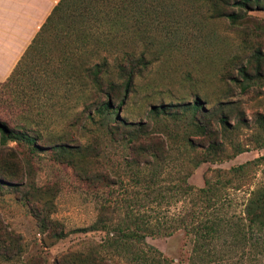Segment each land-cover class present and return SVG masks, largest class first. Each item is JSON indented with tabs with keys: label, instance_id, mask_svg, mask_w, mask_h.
<instances>
[{
	"label": "rangeland",
	"instance_id": "374dc122",
	"mask_svg": "<svg viewBox=\"0 0 264 264\" xmlns=\"http://www.w3.org/2000/svg\"><path fill=\"white\" fill-rule=\"evenodd\" d=\"M164 1L166 6L156 20L128 22V31H118L105 49L92 50V55L86 53L78 62H94L102 56L112 62L123 51L143 55L146 66L128 97L121 105L114 103L117 119L150 125L157 121L159 127L154 128L164 131L171 157L177 156L180 134L188 123H192L188 129L194 141L192 154L205 155L210 140L223 142V160L203 161L192 170L188 183L196 188L217 169L250 162L251 171L240 181L243 189L233 193L222 209V213L240 214L249 191L264 185V7H251L245 22L232 24L226 18H208L205 0ZM243 64L251 74L245 90L232 79ZM18 76L11 84L0 83V120L40 131L43 146L31 150L9 141L0 147V264H56L92 248L101 250L105 231L84 228L94 222L103 204L115 206L116 210L105 211L114 218H121L128 209L152 224L167 226L186 218L191 209L188 197L175 188L179 164L166 166L156 177L160 186L155 188L162 191L161 196L142 193L137 203L134 192L148 187H136L132 181L137 173L133 165L128 166L133 142L108 139L97 116L91 120L78 113L82 109V100L77 99L79 82L75 87L53 85L41 93L45 88L36 91V78ZM196 98L203 106L197 117L210 125L209 135L181 111L158 118L149 113L153 106L178 109ZM215 110L227 115V128L222 129ZM52 144L60 146L53 149ZM232 144L242 151L234 154ZM84 169L88 173L83 174ZM139 169L141 178L150 180L149 165L141 164ZM89 174L100 178L89 180ZM103 182L110 186L103 187ZM57 232L62 235L55 236ZM146 241L170 264H188L192 240L185 229L148 236ZM215 243L224 257L215 264H264L262 248L234 244L227 235ZM129 254L120 251L113 258L132 264Z\"/></svg>",
	"mask_w": 264,
	"mask_h": 264
},
{
	"label": "trees",
	"instance_id": "16d2710c",
	"mask_svg": "<svg viewBox=\"0 0 264 264\" xmlns=\"http://www.w3.org/2000/svg\"><path fill=\"white\" fill-rule=\"evenodd\" d=\"M164 2V0H58L11 74L0 82L2 85H8L14 82L18 75L25 74L31 79H37L36 91L45 88L41 93H47V88H53V85L70 83L75 87L79 82L78 87H81V90L77 99L82 100V109L78 113L86 114L91 120L97 116L103 134L108 139L122 137L127 138L130 143L133 142L130 148L134 155L130 161L126 158L129 168L133 165V169L137 171L132 175V181L136 187L139 185L148 187V190L142 191L138 188L134 192L133 197H136L137 203L142 198V193L148 196L150 193L155 196L162 195V191L155 188L160 186L155 179L166 166L177 163L181 167L175 188L188 197L191 209L186 218L181 220L179 217L173 224L167 226L162 222L152 224L142 214L134 213L131 209L126 210L121 218H114L105 211H114L115 206L103 204L94 222L84 228L86 231H105L106 235L99 244L101 250L92 248L88 252L75 254L71 259L57 261L56 264H120L113 258L120 251L130 252L132 264H170L160 251L147 243L146 238L171 235L179 228L185 229L192 240L188 264H215L224 259L215 243L222 235L230 236L234 244L264 250V185L256 186L249 191L240 214L222 213L231 195L243 189L240 181L251 171L250 162L228 169H217L215 174L205 177L201 187H193L188 183L192 170L203 161L223 160L225 150L223 142L210 140L205 155L192 154L194 141L188 134L192 123H188L187 129L180 134L179 152L177 156L171 157L170 148H167L165 137L163 138L161 134L164 131L154 128L159 127L157 121L150 125L140 121L126 123L117 119L118 106H114V103L118 101V105H121L128 97L135 78L146 66L147 62L143 55L134 56L123 51L112 62L105 56L94 62L88 60L78 62L82 55L86 53V56L92 55V50L105 49L118 31H128L130 28L128 22L156 20L158 13L166 6ZM155 3H160L161 6ZM205 4L208 18H226L232 24H241L247 20L246 12L251 7H264V0H205ZM250 78L247 64L240 65L237 76L232 77L241 90L249 87ZM177 107L180 108L153 106L149 113L153 118H158L170 117L181 111L185 117L192 118L194 122L198 121L200 125L197 128L200 132H205V135L212 133L207 121L199 120L197 117L198 112L203 109L198 98L190 104ZM213 115L217 116L222 129L227 128L226 114H218L215 110ZM41 139H43L41 132L34 128L21 123L10 125L0 120V147H6L7 143L12 141L35 150L43 146ZM51 146L57 149L60 144ZM61 147L65 148L64 145ZM232 147L234 154L242 151L238 145L232 144ZM141 164L145 166L148 164L152 169L150 180L139 175ZM84 173H88L87 170L84 169ZM88 178L90 180L100 176L89 174ZM102 186L109 187L110 182H103ZM54 235L60 236L62 232Z\"/></svg>",
	"mask_w": 264,
	"mask_h": 264
},
{
	"label": "crops",
	"instance_id": "0c3cea01",
	"mask_svg": "<svg viewBox=\"0 0 264 264\" xmlns=\"http://www.w3.org/2000/svg\"><path fill=\"white\" fill-rule=\"evenodd\" d=\"M58 0H0V82L17 61Z\"/></svg>",
	"mask_w": 264,
	"mask_h": 264
}]
</instances>
